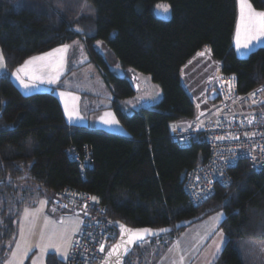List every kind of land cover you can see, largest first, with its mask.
<instances>
[{
  "label": "trees",
  "instance_id": "16d2710c",
  "mask_svg": "<svg viewBox=\"0 0 264 264\" xmlns=\"http://www.w3.org/2000/svg\"><path fill=\"white\" fill-rule=\"evenodd\" d=\"M46 1L52 6L43 10L0 0L5 68L0 74V243L14 238L27 194L36 191L48 207L68 188L97 195L116 234L115 223L174 228L179 221L194 223L222 211L226 242L215 264H264V166L238 161L229 171V185L215 184L210 198L193 204L183 181L206 160L208 148L201 141L180 147L170 139L171 126L195 114L180 74L200 49L207 48L221 72L235 77L239 94L264 83V44L247 57L233 48L236 0H86L91 10L80 15L75 12L83 0L60 1L58 10V1ZM158 3L168 6L169 17L156 15ZM251 4L264 11V0ZM74 40L98 68L129 136L68 124L53 93L22 94L11 81L10 71L27 57ZM102 47L121 75L110 70ZM141 74L157 86L156 100L136 96ZM185 227L136 243L124 264H149L146 245L159 241L157 257ZM5 252L2 245L1 261ZM65 263L54 253L45 258V264Z\"/></svg>",
  "mask_w": 264,
  "mask_h": 264
},
{
  "label": "built area",
  "instance_id": "2783aa9c",
  "mask_svg": "<svg viewBox=\"0 0 264 264\" xmlns=\"http://www.w3.org/2000/svg\"><path fill=\"white\" fill-rule=\"evenodd\" d=\"M233 77L221 72L215 87L207 90L208 97L212 93L219 97L216 103H225L221 113L216 112L219 118L211 125L200 122V111L197 110V115L186 126L172 125L170 128V139L178 146L187 147L201 141L208 148L206 160L191 168L183 181V191L193 204L204 201L203 193L212 194L215 184L229 185V171L238 161L245 160L252 168L264 166V91H260L264 83L239 94ZM253 92L255 96L250 95ZM91 197L97 200L94 202ZM48 209L57 221L65 215L83 217L65 264H100L117 234L111 229L106 207L99 197L67 188L53 197ZM101 243L105 245L103 252L100 251Z\"/></svg>",
  "mask_w": 264,
  "mask_h": 264
},
{
  "label": "crops",
  "instance_id": "0c3cea01",
  "mask_svg": "<svg viewBox=\"0 0 264 264\" xmlns=\"http://www.w3.org/2000/svg\"><path fill=\"white\" fill-rule=\"evenodd\" d=\"M237 5V3H236ZM239 8L237 7V16H236V23H235V29H234V34H233V48L235 52H237V47H236V32H237V25H238V20L240 15H238ZM242 42V39H241ZM80 43V42H78ZM68 45H73L74 42L71 43H64ZM64 44H60L58 46H55L49 50H46L41 53H37L34 55H31L27 57L26 59L23 60L19 65H17L15 68H13L10 73L9 77L11 81L16 85V87L21 91L22 94H31L35 92H40V91H48L53 93L63 112V116L65 121L68 124H73V125H81V126H86L89 128H98L101 130H106L108 132L113 131L112 133H115L117 135L121 136H129L128 132L124 130V127L121 125V123L117 120L116 115L114 111L111 108V93L110 90L108 89L107 85L104 83L98 68L91 62L87 60V57H84V53L82 52V49L77 47L75 52H71L72 49L71 47L65 54V64L64 67L60 70V79L55 83V84H49L46 82H35V87H32L30 89H25L22 87V85L19 83V81L16 79V76L14 73H16V70L24 65L25 61L29 60L31 57L34 56H41L45 53H48L52 51L53 49H56L58 47H61ZM264 44V39L261 40L259 43H255L254 45H262ZM251 45L250 50L255 48L256 46ZM250 50L248 52H250ZM200 53H204V56L207 57L209 56V52L207 48H202L200 49L181 69V81L183 83L184 88L186 91L189 93L191 96L193 102L195 104H200L202 102L199 99H196L197 93V87H194L192 84H188V72L185 73L186 67L193 61V60H201V57L203 55H199ZM244 51H241V53H236L237 55L243 54ZM240 57V56H239ZM47 63V61H35L32 65H29L27 68V72L29 75H37V76H42V77H48L50 75L54 74V69L53 67H42L41 65ZM216 63L219 65V63L216 61ZM4 67L0 68V74L4 71ZM191 71L194 68H188ZM67 72H78V77L76 80L72 78L67 79V84L69 85V89L65 88L64 89H58V90H53V88H59L56 87V85L61 81L63 78V75L66 74ZM22 77H24V73H20ZM79 76H85L87 77V80H81ZM190 76V75H189ZM26 82H27V77H24ZM147 79V78H146ZM77 81L85 82L87 85H103V90L99 91L98 94L96 95H91L88 98H84L80 95L79 89L76 87L72 86L74 83ZM64 80L62 79V84ZM191 82V81H190ZM189 86V88L187 87ZM192 86V87H191ZM61 93H64L65 95H61ZM83 93V92H82ZM146 100H149L146 98ZM76 111L79 113L81 119L79 120H69L67 116V112L70 111ZM66 109L69 111H66ZM115 119L118 121V124H106L104 121L105 120H111ZM46 200V199H45ZM223 213L222 211H216L205 218L196 221L188 226H186L181 232H179L177 235H175L173 238L168 240V244L164 248L163 251L159 253V256L156 257L154 256V252H152V256L148 255V258L150 259L149 264H171L173 260H176L177 262L179 261V256L180 255H185L186 259L184 261V264H209V262L212 260V253L215 251V243H219V232L222 231L225 238L226 235L223 231V229L220 227V224L222 220L219 221L218 224H216V234H212V217L217 216V214ZM67 216V215H65ZM64 216V217H65ZM78 216V215H76ZM64 217L61 219V221L57 222H63ZM80 221L78 224L74 227L76 228L77 226L81 227V222L82 218L78 216ZM223 218H224V213H223ZM73 228V229H74ZM69 231V241H73L74 237L78 233V231L73 232ZM208 235L207 239H203L205 235ZM16 240V239H14ZM159 241H156L152 244V246L157 247ZM224 245V243L221 245ZM55 254V253H54ZM220 254V253H219ZM56 257L61 260V261H66L64 259H61L58 257L57 254H55ZM219 256V255H218ZM5 260V259H3ZM24 260V259H23ZM217 260V259H216ZM215 260V261H216ZM2 262V261H1ZM28 263V262H27ZM25 264V262L23 263ZM29 264V263H28Z\"/></svg>",
  "mask_w": 264,
  "mask_h": 264
},
{
  "label": "rangeland",
  "instance_id": "374dc122",
  "mask_svg": "<svg viewBox=\"0 0 264 264\" xmlns=\"http://www.w3.org/2000/svg\"><path fill=\"white\" fill-rule=\"evenodd\" d=\"M56 1H58V2L55 4L56 5L55 9H57V10L62 9V4L60 3V1L63 2V0H56ZM20 2L24 6H37V7L42 8L43 10H45L49 6L48 4L46 5V2H47L46 0H20ZM236 3H237V7L239 8L238 0H236ZM74 4H75V2L73 3V6H75ZM88 5H89L88 2L86 0L85 1L83 0L80 4L79 11L75 12V13H78L80 15L82 13L90 12L91 9L88 8ZM157 5H166V4L165 3H158ZM51 6H52V4H51ZM51 6H49L48 8H51ZM156 6H155V13L158 17H162V18L169 17L168 11L165 12L162 8H157ZM257 11H260V10H257ZM238 15H240V11L238 12ZM239 24H240V17L238 20V25ZM238 25H237V27H238ZM241 39L243 42V40H244L243 32H241ZM72 42H75V43L71 47V49H72L71 52H75L76 48L77 47L79 48V46L81 45L82 46V52L84 53V57L85 56L87 57V55L85 54L83 45L81 43H78V40H74ZM255 43H257V42H253V45ZM254 46H256L255 49L258 47V45H254ZM102 50H101V52L104 55L105 60L108 61L110 70L112 72L116 73L117 75H121V73L123 71L120 69V67L118 65H115V61H114L111 53L106 51L103 47H102ZM241 51H244V53L240 54L238 56L247 57L249 50L248 49H239V50L237 49L236 53L237 54L241 53ZM188 68H190V69L194 68V69H192L191 71H187V70H189ZM187 72L190 75V76L187 75L188 79H190V81H191V82L188 81V84H190V85L192 84L194 87H197V92H195V93H197V95L195 98L202 101V102H200V104L194 103L195 104V114H196V111L199 110L200 111V117H199L200 122L202 124L207 123V124L211 125L220 116L216 112L221 113L222 108L224 107V105H222V104H225V103H219V102L216 103V101H217L216 98L218 99L219 97L212 95L213 93L211 94V96H209V97L207 96V92H208L207 90L215 87L217 78H218V76H220V73H221L220 65H218L216 63V61L210 57V55L207 57H205L203 55L201 57V60H196V61L193 60L186 67L185 73H187ZM141 75L144 77H141L140 79L136 78V84H137L136 87L138 89L136 96H143V99L148 98L151 101L156 100L158 98L157 86L155 84H153L147 77H146L147 79H145V75H143V74H141ZM69 77L76 80V78L78 77V72L77 73L76 72H73V73L67 72L66 74H64L63 78H62L64 80L63 84H62V79H61V81L56 85V87H59V88H53V90L54 91L58 90V89H60V90L64 89L65 90V88L69 89V87H70L69 85H71V84H67V79ZM79 78L81 80H87V77H85V76H79ZM72 86L79 89L80 95L83 97V99L84 98L86 99V98L90 97L91 95L98 94V92L102 91L104 88L103 85H101V84L100 85H97V84L87 85L85 82H81V81H77ZM187 87L189 88L188 85H187ZM40 92H42V91H40ZM45 92H47V91H45ZM211 97H214L213 100H210ZM69 109H70V107H69ZM69 109L67 111H69ZM70 111H71V109H70ZM195 114H194V116L197 115V114L196 115ZM67 116H68V114H67ZM190 120L191 119L181 120V121L175 122L174 125L186 126ZM124 130H125V128H124ZM113 131H111V133ZM26 200H27V203L22 207L20 214L18 216V223H17V227L15 229L16 234H15L14 238L11 241L7 240L6 238L1 240L0 249H1L2 245L5 246V249H6V252L4 254L5 255L4 259H6V257L10 256V250H16V243L17 242H19L21 244V248H23L25 246V244L33 245L31 250L28 252L27 257L24 258L23 263L28 262L29 264H34V262H35V264H45V258H46L48 253H55L58 255L59 258L62 259L61 254L57 253L55 251V249L50 248L47 251H42L41 247L38 245H42L44 242H46L47 237L49 235H52V234L59 235L61 233H65V230H67V233H66L67 238H68V240H70L69 231H72V229L78 224V222L80 221L79 217L76 215H67L65 217L62 216V218L64 217L63 222H61V223L57 222L56 216L54 214L50 213L46 204L42 205L40 203L41 201H46L45 198L37 196L36 191L31 192V194L30 193L27 194ZM25 208H28L29 210L42 209L38 213V219L35 221L34 225H29L27 222H23V212H24ZM80 217L82 218V221H83V217L82 216H80ZM81 225H82V223H81ZM21 226L24 227L23 238L20 236V233H19V229ZM41 234H43L45 237L44 241L41 240ZM14 239H16V240H14ZM146 241L147 240H144L143 244H147ZM158 245H160L159 242H158ZM145 248H146L147 252L149 253V256H152V254H153L152 252L156 251V249H154L155 248L154 246L151 247L149 245H146ZM262 249H264V244L262 246ZM161 250L163 251L164 248ZM262 255H264V251H262ZM261 260L262 261L264 260L263 256H262ZM3 261H5V260H2V262Z\"/></svg>",
  "mask_w": 264,
  "mask_h": 264
},
{
  "label": "snow or ice",
  "instance_id": "6c2138e0",
  "mask_svg": "<svg viewBox=\"0 0 264 264\" xmlns=\"http://www.w3.org/2000/svg\"><path fill=\"white\" fill-rule=\"evenodd\" d=\"M239 3V11H240V24L237 27L236 32V47L237 49H248L250 50V46L253 45V42H261L264 39V11H257L253 8L251 4V0H238ZM157 8H162L165 12L168 11L167 5H157ZM75 32H79L80 29H74ZM241 32H243L244 40L241 42ZM75 43V42H74ZM98 44L100 42H97ZM72 45L64 44L61 47L53 49L52 51L45 53L41 56L31 57L29 60L25 61L24 65L20 66L14 75L19 83L25 89H30L35 87V82H46L49 84H55L60 79V70L64 67L65 64V54L69 50ZM82 49V46H81ZM199 55H204V53H200ZM35 61H47V63L42 64V67H53L54 74L48 77H42L37 75H29L27 72V68L29 65H32ZM4 67V56L2 51H0V68ZM20 73H24V77H27V82L24 77L20 75ZM235 79V77H233ZM260 91H264V88H261ZM61 95H65L61 93ZM255 96V92L250 94ZM255 103V101H254ZM67 111V109H66ZM69 120H79L81 119L80 115L76 111H69L68 113ZM106 124H118L114 118L111 120H105ZM252 123V121H249ZM233 139H237L238 137H232ZM211 192H206L202 194V199L207 200L210 198ZM92 201H96V197H91ZM42 205H45L47 201H41ZM42 209L29 210L28 208L24 209L23 212V222H27L29 225H34L35 221L38 219V213ZM55 211V209H53ZM214 222L212 225V234H216V224L219 223L220 220L223 219V213L217 214V216L211 218ZM82 223V222H81ZM121 228V242L113 245L111 249L108 251L107 255L104 257V264H122V257L126 256L130 251V246L136 244L137 242L143 241L144 237L148 234H155L152 229H126L124 225H120ZM79 231V227L73 229V232ZM160 232L169 231L168 229H160ZM20 236L23 238L24 236V227L21 226L19 229ZM67 230L65 233H61L59 235L52 234L47 237L46 242L42 245H38L41 247L42 251H47L48 249H55L57 253L61 254L62 259L66 260L69 255V249L73 246L72 242L67 238ZM127 236V239H123ZM208 235L206 234L203 239H207ZM41 240L44 241L45 237L41 234ZM219 243H215V251L212 253V260L209 264H215V260L218 259V255L221 251V245L226 242V238L222 231L219 232ZM33 245L25 244L23 248H21V244L19 242L16 243V250H10V256L6 257L5 261L0 262V264H23V259L27 257L28 252L31 250ZM105 248L104 243L100 244V251L103 252ZM264 251V249H262ZM186 257L185 255L179 256V261L173 260L171 264H184ZM35 264V262H34Z\"/></svg>",
  "mask_w": 264,
  "mask_h": 264
},
{
  "label": "water",
  "instance_id": "95a60500",
  "mask_svg": "<svg viewBox=\"0 0 264 264\" xmlns=\"http://www.w3.org/2000/svg\"><path fill=\"white\" fill-rule=\"evenodd\" d=\"M214 97H211L210 100H213ZM195 219H189V220H182V221H179L177 222L175 225H174V228H171L170 226H164V227H160V228H151V227H129V226H126L122 223H115V228L117 229V237L115 239V241L110 245L108 246V248L106 249L105 251V254H104V257L107 255L108 251L111 249V247L119 242H121L122 240V237H121V228H120V225H124L126 229H152L154 230L155 234H148L144 237L143 241L144 240H147V239H151V238H154V237H158V236H161L163 234H167V233H170L172 232L173 229H178L180 227H185V226H188L190 225ZM160 229H168L169 231H164V232H160L158 230ZM123 239H127V236L125 235V237ZM142 242V241H140ZM138 243V242H137ZM135 244L131 245L130 246V251L128 252V254L131 252L132 248L134 247ZM127 254V255H128ZM126 256H123L122 257V264H124V260L125 258L127 257ZM100 264H104V258L102 260V262Z\"/></svg>",
  "mask_w": 264,
  "mask_h": 264
}]
</instances>
